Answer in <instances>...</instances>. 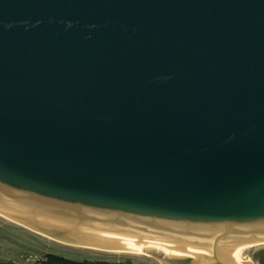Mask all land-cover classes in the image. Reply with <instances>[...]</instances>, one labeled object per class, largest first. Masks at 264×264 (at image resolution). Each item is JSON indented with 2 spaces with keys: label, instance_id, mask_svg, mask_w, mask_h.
Here are the masks:
<instances>
[{
  "label": "water",
  "instance_id": "1",
  "mask_svg": "<svg viewBox=\"0 0 264 264\" xmlns=\"http://www.w3.org/2000/svg\"><path fill=\"white\" fill-rule=\"evenodd\" d=\"M0 214L244 264L264 241V0H0Z\"/></svg>",
  "mask_w": 264,
  "mask_h": 264
},
{
  "label": "rangeland",
  "instance_id": "2",
  "mask_svg": "<svg viewBox=\"0 0 264 264\" xmlns=\"http://www.w3.org/2000/svg\"><path fill=\"white\" fill-rule=\"evenodd\" d=\"M45 255H57L79 262L103 260L129 261L131 264H159L157 259L146 256L114 255L62 246L0 217V264H37ZM243 256L252 264H255V258L264 262V245L245 251ZM244 264L249 263L246 261Z\"/></svg>",
  "mask_w": 264,
  "mask_h": 264
},
{
  "label": "bare ground",
  "instance_id": "3",
  "mask_svg": "<svg viewBox=\"0 0 264 264\" xmlns=\"http://www.w3.org/2000/svg\"><path fill=\"white\" fill-rule=\"evenodd\" d=\"M0 217L6 221H9L10 223H13L15 225H18L32 233H35L49 241H52V242H55L59 245H62V246H67V247H73V248H78V249H85V250H92V251H97V252H103V253H108V254H114V255H130V256H136V257H142V255H139V254H136V253H124V252H104V251H98V250H93V249H88V248H84V247H79V246H74V245H70V244H66V243H62V242H59V241H56L52 238H49L45 235H42L40 233H37L35 231H32L20 224H17L9 219H7L5 216L1 215L0 214ZM260 245H264V241H260V242H254V243H250V244H246V245H243V246H240L239 248H237L236 252H235V256H236V259L239 261V262H242V263H246V260L244 258V252L251 249V248H254V247H257V246H260ZM147 257V256H146ZM158 261V260H157Z\"/></svg>",
  "mask_w": 264,
  "mask_h": 264
},
{
  "label": "trees",
  "instance_id": "4",
  "mask_svg": "<svg viewBox=\"0 0 264 264\" xmlns=\"http://www.w3.org/2000/svg\"><path fill=\"white\" fill-rule=\"evenodd\" d=\"M37 264H131L129 261L108 262L103 260L95 261H73L57 255H45Z\"/></svg>",
  "mask_w": 264,
  "mask_h": 264
},
{
  "label": "crops",
  "instance_id": "5",
  "mask_svg": "<svg viewBox=\"0 0 264 264\" xmlns=\"http://www.w3.org/2000/svg\"><path fill=\"white\" fill-rule=\"evenodd\" d=\"M255 264H264V262H261L258 258H255Z\"/></svg>",
  "mask_w": 264,
  "mask_h": 264
}]
</instances>
